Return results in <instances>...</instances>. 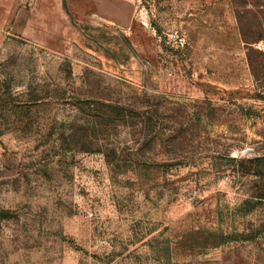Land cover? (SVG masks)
Instances as JSON below:
<instances>
[{
    "label": "rangeland",
    "instance_id": "374dc122",
    "mask_svg": "<svg viewBox=\"0 0 264 264\" xmlns=\"http://www.w3.org/2000/svg\"><path fill=\"white\" fill-rule=\"evenodd\" d=\"M262 42L264 0H0V264H264Z\"/></svg>",
    "mask_w": 264,
    "mask_h": 264
},
{
    "label": "trees",
    "instance_id": "16d2710c",
    "mask_svg": "<svg viewBox=\"0 0 264 264\" xmlns=\"http://www.w3.org/2000/svg\"><path fill=\"white\" fill-rule=\"evenodd\" d=\"M251 163H252V164H257V165L260 166V165L264 164V157L259 158V159L251 160Z\"/></svg>",
    "mask_w": 264,
    "mask_h": 264
},
{
    "label": "built area",
    "instance_id": "2783aa9c",
    "mask_svg": "<svg viewBox=\"0 0 264 264\" xmlns=\"http://www.w3.org/2000/svg\"><path fill=\"white\" fill-rule=\"evenodd\" d=\"M179 43L182 45L184 43L183 39H178ZM259 49L264 53V42L260 43Z\"/></svg>",
    "mask_w": 264,
    "mask_h": 264
},
{
    "label": "bare ground",
    "instance_id": "6f19581e",
    "mask_svg": "<svg viewBox=\"0 0 264 264\" xmlns=\"http://www.w3.org/2000/svg\"><path fill=\"white\" fill-rule=\"evenodd\" d=\"M235 155H236V154H235ZM235 155H234V156H235Z\"/></svg>",
    "mask_w": 264,
    "mask_h": 264
}]
</instances>
